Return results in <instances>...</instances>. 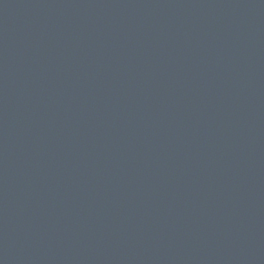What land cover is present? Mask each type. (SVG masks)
I'll use <instances>...</instances> for the list:
<instances>
[{
	"label": "water",
	"instance_id": "water-1",
	"mask_svg": "<svg viewBox=\"0 0 264 264\" xmlns=\"http://www.w3.org/2000/svg\"><path fill=\"white\" fill-rule=\"evenodd\" d=\"M0 264H264V0H0Z\"/></svg>",
	"mask_w": 264,
	"mask_h": 264
}]
</instances>
